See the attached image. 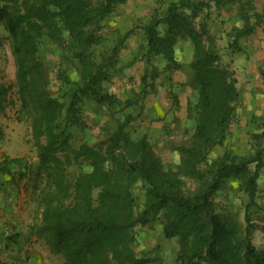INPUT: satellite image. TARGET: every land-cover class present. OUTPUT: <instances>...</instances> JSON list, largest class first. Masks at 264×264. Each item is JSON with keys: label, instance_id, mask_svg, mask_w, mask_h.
Wrapping results in <instances>:
<instances>
[{"label": "trees", "instance_id": "16d2710c", "mask_svg": "<svg viewBox=\"0 0 264 264\" xmlns=\"http://www.w3.org/2000/svg\"><path fill=\"white\" fill-rule=\"evenodd\" d=\"M122 1L102 0L91 6L88 0H0V28L10 39L16 63L15 85L0 80V116L19 103L14 118L28 124L37 157L36 164L8 154L0 159V175L16 177L17 184L27 178L31 198L41 211L24 242L36 236L52 253L62 255L64 264H131L133 229L159 219L164 236L178 238L176 264H264V248L252 242L251 217L252 208L260 207L256 198L264 146L205 161L207 152L222 144L239 97L233 73L219 64L211 43L203 42L182 14L183 8L208 7L210 1L172 2L164 17L143 27L149 64L155 55L173 60L179 35L187 34L194 42L190 66L197 85L196 126L192 145L182 150L189 177L199 181L197 191L186 194L176 179L166 177L146 134L134 138L126 129L129 115L92 144L76 143L68 131L81 124L83 100H114L102 84L130 31L102 61L88 50L99 21ZM161 22L167 23L165 31L158 28ZM45 38H68L66 58L81 68L80 81L61 72L60 79L70 84L64 111L48 92L47 69L39 55ZM203 163L207 165L200 167ZM12 164L19 167L17 176ZM73 164L80 168L75 176L68 171ZM230 179L239 181L247 194L244 222L233 211L215 210L216 191ZM137 185L144 196L141 204L134 194Z\"/></svg>", "mask_w": 264, "mask_h": 264}, {"label": "rangeland", "instance_id": "374dc122", "mask_svg": "<svg viewBox=\"0 0 264 264\" xmlns=\"http://www.w3.org/2000/svg\"><path fill=\"white\" fill-rule=\"evenodd\" d=\"M88 1L91 6H96L102 0ZM180 1L183 0H123L99 21L95 42L88 50L97 62L110 55L113 46L130 31L110 67L108 80L102 84L103 92L112 95L114 100L108 98V103L103 104L93 99L83 100L79 112L81 124L70 126L68 131L76 143L92 144L126 121L128 115L131 116L126 129L134 138L146 134L166 177L176 179L184 193L190 194L197 191L199 181L189 177L190 170L185 168L182 148L192 145L196 126L197 85L190 66L194 42L187 34L179 35L174 45L173 60L155 55L149 64L147 37L143 28L164 17L170 3ZM205 1H210L208 7L183 8L182 14L198 32L200 39L211 43L219 64L233 73L239 92L234 115L222 144L215 145L207 152L205 161L210 163L224 152L240 156L264 146V69L258 67L259 59L255 57L264 47V26L259 24L264 16V0ZM158 28L165 31L167 23L161 22ZM66 41L45 38L39 50L47 69L48 92L59 101L62 111L68 103V97L64 95L70 84L60 79L61 72H65L72 81H80L81 78L80 66L66 58ZM145 74L147 77L143 80ZM0 80L13 86L16 82L15 57L10 39L2 28ZM18 106L16 102L15 106L7 109L5 116H0V153L20 157L22 163L36 164V150L29 126L14 118ZM205 165L203 163L200 167ZM11 170L17 176L19 167L12 164ZM68 171L75 176L80 168L73 164ZM18 181L24 192L22 198L30 199V203L24 200L26 207L22 221L29 222L31 218L36 223L41 211L31 198V184L27 178ZM258 183L256 200L260 207L252 208V223L255 225L252 242L256 247L264 248V167ZM134 194L141 204L144 196L138 185ZM247 200L239 181L230 179L216 191L214 206L218 212H235L244 222ZM132 235L135 260L131 264H176L178 238L165 237L159 219L146 226L135 227ZM30 257L35 258L37 264H64L63 256L52 253L41 240L35 243Z\"/></svg>", "mask_w": 264, "mask_h": 264}, {"label": "crops", "instance_id": "0c3cea01", "mask_svg": "<svg viewBox=\"0 0 264 264\" xmlns=\"http://www.w3.org/2000/svg\"><path fill=\"white\" fill-rule=\"evenodd\" d=\"M259 24L264 26V16ZM255 57L259 59L258 67L264 69V47L260 55ZM22 191L16 177L13 179L10 175H0V264H37L30 255L39 240L32 236L29 242H24L34 223L31 218L29 222L22 221L26 203H30L29 197L22 198Z\"/></svg>", "mask_w": 264, "mask_h": 264}]
</instances>
